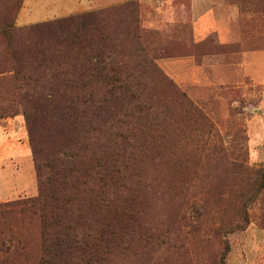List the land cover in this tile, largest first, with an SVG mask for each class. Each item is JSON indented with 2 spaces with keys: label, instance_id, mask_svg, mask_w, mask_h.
<instances>
[{
  "label": "rangeland",
  "instance_id": "obj_1",
  "mask_svg": "<svg viewBox=\"0 0 264 264\" xmlns=\"http://www.w3.org/2000/svg\"><path fill=\"white\" fill-rule=\"evenodd\" d=\"M0 29V203L38 194L25 110L67 98L65 81L103 99V70L123 71L165 116L104 104L124 232L103 264H264V0H0ZM36 136L49 154L51 134Z\"/></svg>",
  "mask_w": 264,
  "mask_h": 264
},
{
  "label": "trees",
  "instance_id": "obj_2",
  "mask_svg": "<svg viewBox=\"0 0 264 264\" xmlns=\"http://www.w3.org/2000/svg\"><path fill=\"white\" fill-rule=\"evenodd\" d=\"M134 29L138 34L137 24ZM8 30L0 29V32ZM105 72L103 70L106 77L103 99L96 96L93 86L88 83L69 85L65 81L61 88L67 98L44 101L45 108L35 105V109H43L42 113L25 110L38 194L0 203V264H103L107 258L117 254L124 231L113 225L107 199L108 186L115 182L116 176L113 163L105 158V146L101 142L106 135L112 137L99 129L104 104H107V99L112 100L113 105L120 104L124 112L144 117L151 113L154 119L165 116V111L159 114L146 100L141 102L144 85L140 76L129 83L115 79L123 75V71ZM6 73L1 71L0 78H4ZM83 74L89 72L84 71ZM28 81L29 78L23 79L30 85ZM180 97L185 99L183 94ZM53 104L61 106L60 109L58 107L60 114L49 113L51 108L54 109ZM9 107H0V111L6 112ZM141 118L138 120L143 125ZM44 122L49 125L55 122L58 125L56 129L62 127L59 131L65 130V135L44 127ZM44 130L54 139L47 155H44L36 136L37 132ZM82 132L83 144H79ZM146 132L142 131L140 135L146 136ZM89 134L96 135V151L87 157L85 141ZM145 144V139L137 142L140 148L146 147ZM146 239L149 241V234Z\"/></svg>",
  "mask_w": 264,
  "mask_h": 264
}]
</instances>
